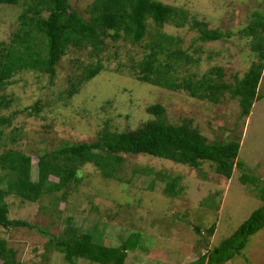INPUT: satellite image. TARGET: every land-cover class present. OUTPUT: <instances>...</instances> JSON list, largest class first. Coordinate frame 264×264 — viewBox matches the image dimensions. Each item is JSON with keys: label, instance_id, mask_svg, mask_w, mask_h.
Returning <instances> with one entry per match:
<instances>
[{"label": "rangeland", "instance_id": "obj_1", "mask_svg": "<svg viewBox=\"0 0 264 264\" xmlns=\"http://www.w3.org/2000/svg\"><path fill=\"white\" fill-rule=\"evenodd\" d=\"M159 1L182 9L188 16L186 27L169 24L159 29L149 21L141 45L109 38L99 57H91V49L70 48L53 79L49 74L26 70L0 89V100L7 104L0 107V116L11 118L10 125L0 129V153L15 149L32 157L33 182L38 180L40 153L67 144H99L105 128L112 133L133 132L155 119L147 109L159 105L164 108L168 123L190 122L210 142L232 140L238 135L239 160L245 163V170L256 171L264 188V99L255 102L248 118L241 119L239 101L231 99L228 93L221 103L214 104L193 98L185 90L170 91L141 83L132 68L150 52L147 45L154 36L165 33L181 38V48L194 59H200L198 64L179 70L176 77L181 82L189 79L198 83L205 74L222 68L224 81L234 85L257 62L252 40L240 33L250 25L255 13L264 14V0ZM69 2L89 19L93 0ZM22 10L21 6L0 7V45L10 43ZM194 21L206 22L209 29L230 33L233 38L201 42ZM78 61L83 68H94L100 63L104 69L91 81L77 86L84 75ZM259 95L264 96V72ZM36 105L39 112H35ZM123 157L124 163L115 179H105L92 164L81 167L80 185L72 188V193L65 191L58 195L61 201L57 207L48 198L37 204L8 198L10 219L32 226L11 230L0 227V240L16 252L14 264H66L63 255L54 249L46 250L48 238L41 230L60 235L65 228L63 221L69 216L74 217L73 227L80 232L98 231L97 238L102 234L106 246L118 247L132 234H139V248L128 253L125 264H191L207 253L205 245L210 249L219 246L263 205L255 188L241 183V172L237 169L232 179L227 180L209 164L199 171L148 156ZM143 170L152 173L146 175ZM164 174L181 178L177 198L164 194L167 182H162L159 176ZM153 180L155 189L150 190ZM214 224L215 233L209 237L206 231ZM197 225L202 229L200 235L194 231ZM77 264L92 263L79 260ZM227 264H264V230L251 238L241 256Z\"/></svg>", "mask_w": 264, "mask_h": 264}, {"label": "trees", "instance_id": "obj_2", "mask_svg": "<svg viewBox=\"0 0 264 264\" xmlns=\"http://www.w3.org/2000/svg\"><path fill=\"white\" fill-rule=\"evenodd\" d=\"M1 6H21L23 10L16 20L17 29L12 33L10 43L7 46L4 43L0 45V89L26 70L49 74L53 79L58 65L70 48L91 49L90 56L99 57L105 51L109 38L114 42L123 39L132 46L141 45L147 36L149 21L159 29L169 24L184 28L188 24V16L182 9L159 0H93L89 19L75 10L69 0H0ZM193 26L194 30H198V40L201 42L233 38L230 33L209 29L206 22L194 21ZM240 34L252 40V51L257 62L234 85L224 81L222 68L205 74L198 83L189 79L181 82L176 77L179 70L198 64L200 59H194L187 50L181 48V38L175 39L165 33L154 36L153 42L147 45L150 52L142 61L133 64L132 68L141 83L170 91L185 90L193 98L214 104L221 103L228 93L231 99L239 101L240 118L246 119L251 115L255 102L264 99L263 95H259L264 72V14L255 13L253 21ZM81 68L84 75L77 81V86L91 81L104 69L100 63L94 68ZM213 76H217V79ZM74 91L77 92V89ZM2 106L7 104L1 99ZM147 110L155 119L133 132L112 133L105 128L99 144H67L58 150L40 153L37 157V182L32 181V157L15 149L0 153V227L5 230L32 229L29 223L10 219V208L6 202L10 197L22 203L34 204L48 198L50 204L57 207L61 201L58 195L65 191L72 193V188L80 185L78 172L86 164H92L105 179H115L124 163L123 156H148L199 171L203 165L209 164L219 176L227 180L232 179L236 169L241 172V183L254 187L263 205L219 246L210 249L205 245L207 253L191 264H227L236 256H241L251 238L264 230V188L256 171L245 170V163L239 160L240 137L235 135L232 140L225 138L210 142L190 122L182 125L168 123L163 107L157 105ZM39 111L40 107L36 105L35 112ZM10 123L11 118L0 116V129ZM143 172L146 175L152 173L148 170ZM159 176L162 182H167L164 194L177 198L181 178H171L168 174ZM154 184L153 180L150 190L155 189ZM73 222L72 216L63 221L64 231L57 236L41 230L48 238L46 250L54 249L63 255L66 264H77L79 260L92 264H125L128 253L139 248V234H132L118 247L106 246L102 234L96 237L98 231H94V234L82 233L73 227ZM215 227L216 224L207 229L209 237L214 235ZM194 231L197 235L202 233L198 225ZM15 257L16 252L8 248L7 242L0 240L2 264H14Z\"/></svg>", "mask_w": 264, "mask_h": 264}]
</instances>
